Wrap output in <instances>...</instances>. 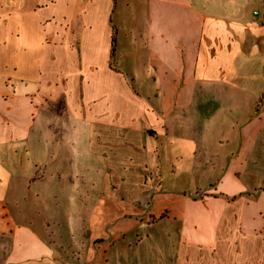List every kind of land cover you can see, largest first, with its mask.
<instances>
[{
    "label": "crops",
    "instance_id": "crops-1",
    "mask_svg": "<svg viewBox=\"0 0 264 264\" xmlns=\"http://www.w3.org/2000/svg\"><path fill=\"white\" fill-rule=\"evenodd\" d=\"M118 1L0 0V264H264V0H146L140 77Z\"/></svg>",
    "mask_w": 264,
    "mask_h": 264
},
{
    "label": "rangeland",
    "instance_id": "rangeland-1",
    "mask_svg": "<svg viewBox=\"0 0 264 264\" xmlns=\"http://www.w3.org/2000/svg\"><path fill=\"white\" fill-rule=\"evenodd\" d=\"M127 5H125L124 0H119L118 4L120 6L117 8V12L113 14V20L116 21L118 20L119 16L120 18L123 17V23L121 29H118V38L119 41L126 40V45L123 47V45H120L119 51H118V65L121 66L122 71L125 74H131L135 75V70L129 66L130 64V59L134 58L138 60L139 65H138V71L137 75L138 77L142 76V65L141 62L145 56V53L143 52V45L145 42L146 38V28L143 26L144 21L146 19L145 16V3L146 0H125ZM130 3V5H129ZM122 15V17H121ZM125 15V17H124ZM127 24V25H126ZM130 25V26H129ZM79 143L85 142V137L83 135V132L78 136ZM38 171L37 173H41L46 171V166L43 164L42 166H38ZM36 168V169H37ZM67 168L71 170V166L68 163ZM34 170V166H33ZM36 175V174H35ZM39 176V174H37ZM63 214L65 215V221L68 222L69 224L67 225L70 230L72 228H76V226H72L70 223L73 221V210H62ZM79 215L77 221H80L81 226H83V215L82 213H78ZM86 215V213H84ZM53 221H50L51 224H49L48 227V232H46V236L50 237V243L53 244L54 247H60L61 242L59 240L60 236H64L66 234V225H59L56 223H52ZM46 227V226H44ZM61 234V235H60ZM45 236V237H46ZM80 240L77 241H67V246L69 245V249L71 252H79V245L82 243V238H79ZM72 243V244H71ZM77 244V245H76ZM64 245H66V242H64ZM76 248V249H75Z\"/></svg>",
    "mask_w": 264,
    "mask_h": 264
},
{
    "label": "built area",
    "instance_id": "built-area-1",
    "mask_svg": "<svg viewBox=\"0 0 264 264\" xmlns=\"http://www.w3.org/2000/svg\"><path fill=\"white\" fill-rule=\"evenodd\" d=\"M253 15L254 16H259L260 15V12L256 10V11L253 12ZM261 16H262V19L264 21V12L261 14Z\"/></svg>",
    "mask_w": 264,
    "mask_h": 264
},
{
    "label": "trees",
    "instance_id": "trees-1",
    "mask_svg": "<svg viewBox=\"0 0 264 264\" xmlns=\"http://www.w3.org/2000/svg\"><path fill=\"white\" fill-rule=\"evenodd\" d=\"M115 39L114 36L112 38V47H114ZM113 58V50L111 49V59Z\"/></svg>",
    "mask_w": 264,
    "mask_h": 264
}]
</instances>
